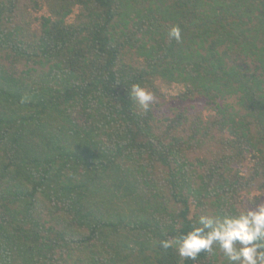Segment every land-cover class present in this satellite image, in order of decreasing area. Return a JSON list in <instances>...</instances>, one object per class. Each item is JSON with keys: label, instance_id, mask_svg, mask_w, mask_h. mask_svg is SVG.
<instances>
[{"label": "trees", "instance_id": "obj_1", "mask_svg": "<svg viewBox=\"0 0 264 264\" xmlns=\"http://www.w3.org/2000/svg\"><path fill=\"white\" fill-rule=\"evenodd\" d=\"M262 198L264 0H0V264H227L159 242Z\"/></svg>", "mask_w": 264, "mask_h": 264}, {"label": "clouds", "instance_id": "obj_2", "mask_svg": "<svg viewBox=\"0 0 264 264\" xmlns=\"http://www.w3.org/2000/svg\"><path fill=\"white\" fill-rule=\"evenodd\" d=\"M168 38L179 42L180 28L171 27ZM129 94L143 112L156 101L153 91L139 84H132ZM256 197L253 193L250 199L255 202ZM159 244L163 248L174 247L181 258L193 261L201 252L213 253L215 246L222 251L227 264H264V202L242 209L237 215H199L191 230Z\"/></svg>", "mask_w": 264, "mask_h": 264}, {"label": "rangeland", "instance_id": "obj_3", "mask_svg": "<svg viewBox=\"0 0 264 264\" xmlns=\"http://www.w3.org/2000/svg\"><path fill=\"white\" fill-rule=\"evenodd\" d=\"M165 93H166V99L171 103V105L177 106L180 109H182L184 107H186V108L190 107V103L183 104V103L173 102L174 100L168 96V93H174V92H172V91L171 92H167L165 90ZM200 107H201V105H200ZM262 202H264V198H262L258 203H262Z\"/></svg>", "mask_w": 264, "mask_h": 264}]
</instances>
